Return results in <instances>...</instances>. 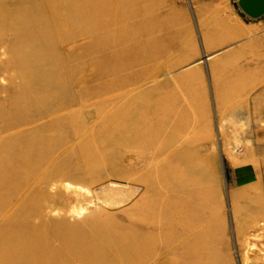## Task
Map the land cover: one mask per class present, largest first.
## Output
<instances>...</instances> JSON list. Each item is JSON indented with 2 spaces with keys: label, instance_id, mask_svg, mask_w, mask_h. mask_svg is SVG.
Wrapping results in <instances>:
<instances>
[{
  "label": "rangeland",
  "instance_id": "obj_1",
  "mask_svg": "<svg viewBox=\"0 0 264 264\" xmlns=\"http://www.w3.org/2000/svg\"><path fill=\"white\" fill-rule=\"evenodd\" d=\"M252 25L255 33L240 31ZM109 46L165 53L113 76L120 81L138 72L147 78L143 87L128 82L105 89L112 78L105 73ZM263 81L264 15L247 16L238 0H0V138H28L58 125L55 120L54 133L62 137L69 121H80L76 136L39 160L47 167L58 158L77 180L47 185L52 210L42 217L81 226L86 237L102 226L101 236L123 238L129 228L151 231L140 217L155 208L163 232L149 237L155 247L141 250L155 264L194 259L191 233L203 227L210 249L199 250L210 264H264V241L257 245L234 211L233 165L256 148L235 135L254 129L241 130L240 115L222 113L252 98L259 91L251 88ZM244 85L250 90L239 89ZM98 131L114 140L103 144ZM155 172L168 178L155 181ZM183 174L179 182L171 179ZM172 204L183 210L181 218L171 214ZM178 219L192 232L172 235ZM41 222L17 228L33 233ZM8 227L0 217V230ZM187 242L191 248L180 249Z\"/></svg>",
  "mask_w": 264,
  "mask_h": 264
},
{
  "label": "bare ground",
  "instance_id": "obj_2",
  "mask_svg": "<svg viewBox=\"0 0 264 264\" xmlns=\"http://www.w3.org/2000/svg\"><path fill=\"white\" fill-rule=\"evenodd\" d=\"M103 51H109L110 59H112L106 63L105 73L109 78H112L105 82L103 86L105 89L113 85H124L128 82L135 85L136 90L143 87L147 83V78H139L138 72L120 81L113 76L131 65H139L144 60L160 57L165 53L164 51L159 53L153 48H144L143 46L126 51L116 49V46H109ZM154 73L155 70L150 72L148 78ZM58 75L60 85L64 87L65 80L61 70ZM61 99L65 101L67 98L63 95ZM75 101L77 100L74 99L72 103L75 104ZM60 109L61 106H58L57 111ZM54 122L58 125L48 126L41 132L25 136L28 138H21L16 141L14 139L10 143L0 138V217L6 225L10 226L0 230V264H155L156 259L148 261L141 254V250H149L156 246L157 241L150 240L149 237L155 234L159 236V232H163L155 220L158 219L155 216H158V213L154 211L155 208L153 210L151 208L148 213L140 217L145 225L152 227L151 231L141 230L139 234L133 228H129L130 236L123 238H114L111 233L101 236L102 226H94V229H91L92 236L86 237L85 234L88 230L85 233V230L80 228L81 226L75 227L64 224L61 220L42 217L43 214L46 213L47 215L52 210L51 208L48 209L52 197L45 191L47 185L56 188L55 186H59L65 179L76 180V175L73 173L75 171L71 172L67 167L58 166L56 163L58 158L56 160L52 158L53 160L49 162L47 167H43L39 163V160H43L49 155V151L53 150L60 141H64L67 137L76 136L78 127H80L79 117H75L73 124L68 122L67 134L60 137L54 133L56 131L54 128L60 126V121L55 120ZM97 137L103 144L114 140V134L112 135L110 132L98 131ZM138 138L139 135H137ZM31 139H35L34 143L28 144ZM61 165H63L62 162ZM184 170L187 171L188 169L184 168ZM186 177L187 175L183 174L172 176L171 179L179 182L181 178ZM152 178L161 182L168 178V174L155 172ZM54 180L57 181L54 182ZM177 188L169 186L168 191L176 192L179 190ZM170 207L172 215L177 213L178 218L182 217V209H176L173 204ZM39 217L42 218V222L34 228L35 232L27 233L26 230L17 228L23 221L28 222ZM50 227L52 232L49 231L48 233ZM202 230L203 232L197 233L198 235L191 233L193 237L191 247L195 248L196 257L188 262H183L180 259L171 264H210L207 262L208 255L199 250L201 245H206L208 250L210 249L209 240L207 238L206 240L203 235L204 227ZM189 232H192V228L189 222L183 219H178L175 230L172 229V235ZM139 236L142 237L138 238ZM188 242L186 245L180 243V249H189Z\"/></svg>",
  "mask_w": 264,
  "mask_h": 264
},
{
  "label": "crops",
  "instance_id": "obj_3",
  "mask_svg": "<svg viewBox=\"0 0 264 264\" xmlns=\"http://www.w3.org/2000/svg\"><path fill=\"white\" fill-rule=\"evenodd\" d=\"M239 28L240 31L249 34L257 30L254 25ZM250 88L244 85L239 89L250 90ZM251 91L259 92L252 98L250 95L247 100H239L233 108H226L222 113L240 115L237 128L246 131L248 127L254 129L252 133L243 131L235 135L236 140L253 143L256 148L249 150L243 162L233 165L235 167L232 169V179L238 183L234 188L236 223L242 227H250L251 236L257 237V245H259L260 239L264 241V81L259 86L251 88Z\"/></svg>",
  "mask_w": 264,
  "mask_h": 264
},
{
  "label": "water",
  "instance_id": "obj_4",
  "mask_svg": "<svg viewBox=\"0 0 264 264\" xmlns=\"http://www.w3.org/2000/svg\"><path fill=\"white\" fill-rule=\"evenodd\" d=\"M238 6L247 16L259 18L264 15V0H238Z\"/></svg>",
  "mask_w": 264,
  "mask_h": 264
}]
</instances>
